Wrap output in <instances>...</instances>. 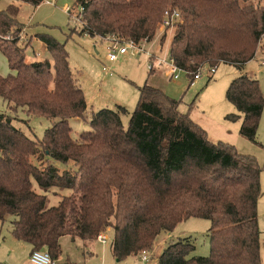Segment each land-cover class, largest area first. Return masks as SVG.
<instances>
[{
    "label": "trees",
    "instance_id": "16d2710c",
    "mask_svg": "<svg viewBox=\"0 0 264 264\" xmlns=\"http://www.w3.org/2000/svg\"><path fill=\"white\" fill-rule=\"evenodd\" d=\"M19 1L34 7L42 2ZM74 6L80 33L134 42L152 40L164 13L178 10L168 51L190 77L202 64L242 69L264 36L262 0H75ZM23 28L0 9V51L11 71L0 74V99L10 111L45 117L51 125L41 139L30 138L13 124L15 117L0 112V222L11 218L15 238L47 250L54 263L69 264L62 255L64 236L92 243L111 228L110 250L121 261L151 249L160 232L198 217L209 221L208 255H192L189 237L171 238L157 264H262L261 167L253 156L210 140L179 110V101L147 80L137 85L131 112L119 104L92 111L89 129L73 137L70 119L86 118L87 105L65 42L35 34L50 58L28 62ZM225 97L237 110L225 118L239 120V134L256 141L264 106L258 79L240 74ZM50 161L72 166L60 169ZM53 188L70 192L47 206L46 192Z\"/></svg>",
    "mask_w": 264,
    "mask_h": 264
},
{
    "label": "rangeland",
    "instance_id": "374dc122",
    "mask_svg": "<svg viewBox=\"0 0 264 264\" xmlns=\"http://www.w3.org/2000/svg\"><path fill=\"white\" fill-rule=\"evenodd\" d=\"M75 0H54L50 3H40L34 7L31 4L12 0H0V9H5L17 17L23 25L21 44H25L31 38V44L26 48L27 61L42 60V57L50 58L42 52L40 42H35L31 33L44 32L55 37L60 42H65V48L69 55V65L75 77L81 84L85 99L88 104L86 118H76L70 121L72 136L76 137L80 132L89 129L88 118L91 110L101 108H114L117 104L124 106L131 112L137 101V85L143 84L147 77V55L144 53L128 52L115 61L106 59L107 47L111 44L107 39L91 37L80 33L82 18L78 16V8L74 6ZM264 2V0H262ZM73 9L67 12L66 8ZM175 30V25L170 28H156L155 36L147 48L156 53L165 55L168 52L170 39ZM164 37L161 39V37ZM35 42V43H34ZM263 59V62H262ZM6 69V75L10 73L7 61L0 51V70ZM242 70L238 67L219 63L211 78L202 72V77L190 85V78L180 73L178 80L170 78L166 68L157 69V72L164 74L160 77L164 84L169 85L173 98L179 101V110L187 112L189 117L202 127L209 139H219L232 144L238 152L253 156L261 167L260 185L262 196L257 205L258 225L261 231V260L264 264V106L261 111L259 124L256 131V141H250L239 134L240 121H231L225 118L226 114L237 113L236 108L225 97V91L230 81L239 75ZM246 71L258 79L261 90L264 94V36L260 40L254 57L247 63ZM170 95V94H168ZM172 97V96H171ZM5 102L0 99V112L8 113L15 117L13 124L20 127L22 131L34 139H41L44 130L51 125V120L41 116H27L21 110L12 112ZM124 126L127 125L129 113L122 115ZM72 166L69 162L68 168ZM33 188L36 192L42 190L33 181ZM68 189H51L46 192V205H56L60 200V194H69ZM60 193V194H59ZM11 218L2 224L1 233H5L10 227ZM209 221L204 218L190 217L176 224L171 232V238L189 237L194 244L192 255L205 256L209 252V241L207 230ZM104 234L108 237L106 243L102 244L97 240L92 243L83 242L79 239L75 243L67 236L62 241V255L69 257V264H76L81 261L85 251L94 248V258L101 256V253L110 254L109 248L113 237L111 228H107ZM169 241L167 232H160L154 241L155 252L160 248L162 242ZM170 238V239H171ZM86 245H85V244ZM87 247V248H86ZM152 250L149 249L150 252ZM151 260L142 262L138 254L130 255L115 264H156V256L151 253ZM97 255V256H96ZM85 259V258H84Z\"/></svg>",
    "mask_w": 264,
    "mask_h": 264
},
{
    "label": "built area",
    "instance_id": "2783aa9c",
    "mask_svg": "<svg viewBox=\"0 0 264 264\" xmlns=\"http://www.w3.org/2000/svg\"><path fill=\"white\" fill-rule=\"evenodd\" d=\"M54 0H42L41 3H52ZM67 12L70 9L67 7L65 9ZM180 19V14L178 10H171L166 11L164 16L160 22L161 28H170L173 27ZM82 22V21H81ZM86 35V34H84ZM106 39V38H104ZM109 43H111L107 47V55L106 59L109 61H115L120 56L127 54L129 51L134 53H144L147 55V68L149 72H153L157 69L166 68L167 73L169 74L170 78L178 80L180 78V73L189 76L188 72L185 70L180 69L175 64L173 57L170 55L169 51L165 53V55H161L156 53L151 48H147V45L151 43V40H141L139 42H134L130 39H120L114 36L107 37ZM106 39V40H107ZM206 72V76L210 78L212 74L215 73L216 67L215 66H207L206 64L200 65L197 69L196 73L190 77V85L193 84L195 80H198L202 77V72ZM107 236L104 234V231L97 235V241L100 243H106ZM138 257L142 262H148L151 260V254L148 250H142L138 253ZM29 260L33 264H53L54 262L51 259L49 252L45 249H33L30 252Z\"/></svg>",
    "mask_w": 264,
    "mask_h": 264
},
{
    "label": "crops",
    "instance_id": "0c3cea01",
    "mask_svg": "<svg viewBox=\"0 0 264 264\" xmlns=\"http://www.w3.org/2000/svg\"><path fill=\"white\" fill-rule=\"evenodd\" d=\"M12 1H15L16 3L19 2V0H12ZM37 33H40V32L31 33L32 37H34L33 40L35 42L42 43L41 44L42 52L45 55H48V52L46 50V47H45L44 43L34 36ZM31 40H32V38L30 39V44H31ZM44 58H48V57H45V56L42 57V59H44ZM34 61H36V60L34 59ZM248 62H246L243 65V68L241 69L242 71L239 73V75L245 73V74L251 76L250 75L251 73L246 71V66H247ZM262 62H263V59H262ZM6 72H7L6 69L2 68V70H0V74L1 75H6ZM163 75L164 74H162L161 72L160 73H157V72L150 73V75L147 74V77H146L145 80H147L150 85L163 90L164 92H166L167 94H170V96L173 97L172 91L170 90L169 85L164 84L162 79L160 78ZM86 105H87V108H88L87 100H86ZM92 111H95V110H91L90 113ZM87 113H88V109H86V115H87ZM72 119L75 120L76 118H72ZM72 119H70V121H72ZM219 138H221V137H214V138H212L210 140L217 141V140H221L222 139V138L221 139H219ZM221 141H223V140H221ZM50 162L54 163L52 161H50ZM54 164H56L60 169L63 167V165H61L59 163H54ZM2 224L3 223L0 222V264H33L29 260V255H30V252L32 251V246L29 243L25 242V241H22V240H19V239L15 238L12 235V233H11V227H9L5 233H1ZM167 235L169 236V239H170L171 238V232H167ZM167 239H168V237L165 239V243L162 242V244L160 245V248L156 252L154 250V247H153L154 243H153L152 250L150 252L154 253L155 256H156V264H157V257L159 256V254L161 253L162 249L167 244L166 243ZM102 244H104V243H102ZM109 251H110L111 255L107 254L106 252H104V253L102 252L101 256H97L96 255L97 256L96 258H98V259L95 260V258H94V256H95L94 248H92L90 251H88V253H86L84 255V257L81 259V261L76 263V264H115V261H118V260H116V258L113 256L110 248H109ZM260 255H261V253H260ZM53 264H61V263H53Z\"/></svg>",
    "mask_w": 264,
    "mask_h": 264
}]
</instances>
